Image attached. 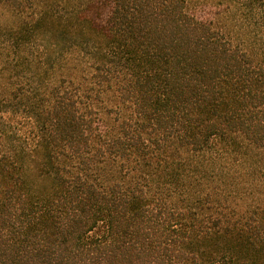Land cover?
<instances>
[{
	"label": "trees",
	"instance_id": "obj_1",
	"mask_svg": "<svg viewBox=\"0 0 264 264\" xmlns=\"http://www.w3.org/2000/svg\"><path fill=\"white\" fill-rule=\"evenodd\" d=\"M188 3L0 0V264H264V63Z\"/></svg>",
	"mask_w": 264,
	"mask_h": 264
},
{
	"label": "rangeland",
	"instance_id": "obj_2",
	"mask_svg": "<svg viewBox=\"0 0 264 264\" xmlns=\"http://www.w3.org/2000/svg\"><path fill=\"white\" fill-rule=\"evenodd\" d=\"M188 5V11L195 17L219 30L232 44L248 52L257 63H264L260 48H253L250 43L248 2L244 0H189ZM11 23V11H0V26L2 27L0 38L10 32ZM0 72V85L9 87L11 85V60Z\"/></svg>",
	"mask_w": 264,
	"mask_h": 264
}]
</instances>
